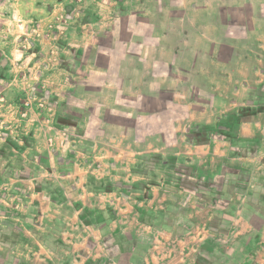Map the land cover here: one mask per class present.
Listing matches in <instances>:
<instances>
[{"label":"rangeland","instance_id":"1","mask_svg":"<svg viewBox=\"0 0 264 264\" xmlns=\"http://www.w3.org/2000/svg\"><path fill=\"white\" fill-rule=\"evenodd\" d=\"M200 4L0 0V242L16 264H70L86 224L155 245L154 225L213 205L218 169L245 174L235 207L263 174L264 134L237 128L264 111V39L218 38Z\"/></svg>","mask_w":264,"mask_h":264},{"label":"crops","instance_id":"2","mask_svg":"<svg viewBox=\"0 0 264 264\" xmlns=\"http://www.w3.org/2000/svg\"><path fill=\"white\" fill-rule=\"evenodd\" d=\"M213 3L202 0L200 5L204 8L202 18L207 23L214 20L218 38L230 36L228 32L234 31L245 33L248 39H264V0H214ZM192 5L196 3L193 2ZM211 6L217 10H208ZM252 120L254 121L241 123L237 128V135L247 136L248 140L256 143L255 136L264 134V111L259 112ZM242 173L243 170L238 166L220 168L212 173L209 182H213V185L206 183L200 196L204 193L205 197H210L214 201L213 205L196 206L183 212L175 211L171 214L173 222L164 225V228L154 225L157 232L168 237L157 241L155 245L153 238L146 246L141 239L130 241L120 233L121 237L116 243L119 247L113 252L112 244L116 245L115 243L109 240L108 243L105 238L100 240V236L104 235V231L101 233L103 228L86 224L89 233L75 235L68 263L91 264L92 261L94 264L96 255L101 253L99 247H102L103 259L101 262L96 261V264H264V171L262 175L248 181L243 202L235 207L233 198H238L241 187L246 185L245 174ZM201 182L208 180L200 177L199 183ZM87 193L97 196L90 191ZM78 194L75 191L74 200L80 197ZM106 206L103 202L102 207L95 205L90 209L99 213L103 208L102 212L105 213ZM195 209L205 211L206 221L198 222L194 219ZM209 219H214L215 223ZM21 229L25 230V227L22 226ZM203 232L209 236L199 234ZM174 234H180L181 239ZM173 236L175 237L170 238ZM154 246H159L166 252L160 256L154 253ZM15 247L16 243L0 242V264H16L18 256L15 254Z\"/></svg>","mask_w":264,"mask_h":264}]
</instances>
